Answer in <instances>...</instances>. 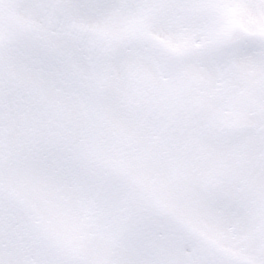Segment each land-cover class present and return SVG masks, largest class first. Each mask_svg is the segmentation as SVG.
I'll return each instance as SVG.
<instances>
[{"label": "snow or ice", "instance_id": "6c2138e0", "mask_svg": "<svg viewBox=\"0 0 264 264\" xmlns=\"http://www.w3.org/2000/svg\"><path fill=\"white\" fill-rule=\"evenodd\" d=\"M0 264H264V0H0Z\"/></svg>", "mask_w": 264, "mask_h": 264}]
</instances>
